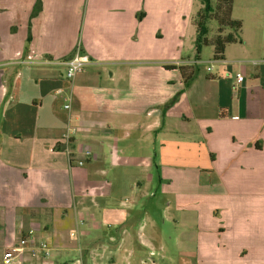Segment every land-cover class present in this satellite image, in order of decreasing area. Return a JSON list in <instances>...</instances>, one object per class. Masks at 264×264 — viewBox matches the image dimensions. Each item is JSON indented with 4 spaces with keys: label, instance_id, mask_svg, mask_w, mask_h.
<instances>
[{
    "label": "crops",
    "instance_id": "1",
    "mask_svg": "<svg viewBox=\"0 0 264 264\" xmlns=\"http://www.w3.org/2000/svg\"><path fill=\"white\" fill-rule=\"evenodd\" d=\"M184 1L0 0V264L31 232L51 257L23 264L160 256L133 226L157 229L141 211L152 172L179 214L220 221L195 264H264V62L241 85L202 76ZM78 50L92 64L69 81L59 63Z\"/></svg>",
    "mask_w": 264,
    "mask_h": 264
},
{
    "label": "rangeland",
    "instance_id": "2",
    "mask_svg": "<svg viewBox=\"0 0 264 264\" xmlns=\"http://www.w3.org/2000/svg\"><path fill=\"white\" fill-rule=\"evenodd\" d=\"M212 3L216 6L217 0H212ZM201 9L203 6L199 0L184 1V25L189 32V41L194 38L195 33L193 19ZM232 17L234 20L243 23L241 34L243 44L228 46V57L232 62L230 65L223 66H221L220 61L214 60V47L212 45L204 47L199 55V73L202 76L209 72L219 73L223 78H230L236 77L239 72L246 82H253L254 75L260 72L261 67L259 65L264 62V0H234ZM207 30V37L213 40L218 35L217 21H210ZM227 33L228 30L223 35L225 36ZM194 53L197 56L196 51ZM200 81L203 82V79ZM150 174L152 180L147 185L149 195L145 199L141 211L143 212V209L150 210L149 214L150 212L153 214L157 229L150 228L151 222L148 219L146 221L139 214L138 219L133 222L137 238L140 234L147 235L151 232L150 234L154 237L152 243L154 249L160 254L153 260L157 259L160 264H195L193 254L199 244V234H211L205 231L204 225L206 229H210V225L220 226V221L210 220L208 223L198 224L196 216L192 219V215L179 214L175 210V197L159 191L157 172ZM136 175L137 177L141 176V174ZM189 202L190 200L187 198L183 200L185 204ZM167 206H169L170 211L163 215Z\"/></svg>",
    "mask_w": 264,
    "mask_h": 264
},
{
    "label": "trees",
    "instance_id": "3",
    "mask_svg": "<svg viewBox=\"0 0 264 264\" xmlns=\"http://www.w3.org/2000/svg\"><path fill=\"white\" fill-rule=\"evenodd\" d=\"M199 1L203 9L198 11L194 17V25L197 33L195 40L197 58H199L204 47L212 45L214 47V60L222 61L228 45L243 44L241 36L243 23L239 20H234L232 17L234 0H217L216 6L213 5L212 0ZM40 11L41 4L37 3L34 7L33 16L37 15ZM212 20H216L218 23V35L213 40H210L207 37V25ZM227 30L228 33L224 36L223 34ZM180 70L187 84L197 75L196 69L188 72L186 68L182 67ZM173 102L168 106H171Z\"/></svg>",
    "mask_w": 264,
    "mask_h": 264
},
{
    "label": "built area",
    "instance_id": "4",
    "mask_svg": "<svg viewBox=\"0 0 264 264\" xmlns=\"http://www.w3.org/2000/svg\"><path fill=\"white\" fill-rule=\"evenodd\" d=\"M34 57L32 54L28 55L26 59L23 61L25 63H32L34 61ZM59 64H63L66 67V78L69 81H73L75 77L82 73L86 67L92 64L91 57L82 52L81 50L76 51L74 56L70 58L68 61L60 62ZM237 84L241 85L244 82V77L242 74L236 75ZM63 90H57L56 95L62 94ZM69 108V106H66ZM87 156H90V153H86ZM79 165H84V162H79ZM33 233H29L27 238L21 239L17 244L10 247L3 256L4 264H23L26 260V253L28 249L31 251L32 256L41 258L42 260H48L51 257V248L47 243H38L32 237ZM151 258L155 256V253H151ZM149 258L148 260L142 261L141 264H155L153 258ZM73 264H84L82 259H78Z\"/></svg>",
    "mask_w": 264,
    "mask_h": 264
}]
</instances>
